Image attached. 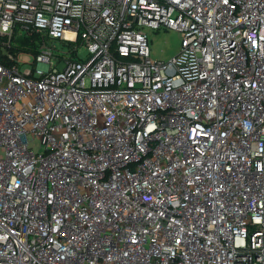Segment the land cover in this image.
Instances as JSON below:
<instances>
[{"label": "built area", "instance_id": "1", "mask_svg": "<svg viewBox=\"0 0 264 264\" xmlns=\"http://www.w3.org/2000/svg\"><path fill=\"white\" fill-rule=\"evenodd\" d=\"M0 264H264V0H0Z\"/></svg>", "mask_w": 264, "mask_h": 264}, {"label": "rangeland", "instance_id": "2", "mask_svg": "<svg viewBox=\"0 0 264 264\" xmlns=\"http://www.w3.org/2000/svg\"><path fill=\"white\" fill-rule=\"evenodd\" d=\"M144 31L146 32L148 37L149 54L153 59L166 61L171 59L179 52L181 46V33L179 31L163 26L157 28L144 27ZM54 42L56 43L54 44L56 47L67 49V45L58 40L49 41V43ZM85 54L86 48H84L83 46H79L77 50V56L83 57ZM26 66L30 65L28 64ZM29 140L30 146L34 150H41L39 142L36 139H33L30 136Z\"/></svg>", "mask_w": 264, "mask_h": 264}, {"label": "trees", "instance_id": "3", "mask_svg": "<svg viewBox=\"0 0 264 264\" xmlns=\"http://www.w3.org/2000/svg\"><path fill=\"white\" fill-rule=\"evenodd\" d=\"M19 44L17 46V48L15 49H27V50H31V51H34L35 52V49H34V44H28V41L26 38H22V39H19ZM21 43H24V44H21Z\"/></svg>", "mask_w": 264, "mask_h": 264}]
</instances>
